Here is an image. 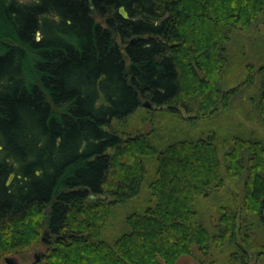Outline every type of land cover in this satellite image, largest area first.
Listing matches in <instances>:
<instances>
[{"label":"trees","instance_id":"trees-1","mask_svg":"<svg viewBox=\"0 0 264 264\" xmlns=\"http://www.w3.org/2000/svg\"><path fill=\"white\" fill-rule=\"evenodd\" d=\"M260 18L264 0H0V258L47 231L31 264H176L195 250L203 264L226 240L233 261L250 264L249 216L264 226L263 137L224 145L208 133L158 147L115 124L142 105L182 108L187 121L216 113L240 87L222 88L231 34ZM255 79L249 99L264 130V63L240 84ZM225 173L241 179V195L218 204L211 227L203 200ZM143 186L152 203L128 213L113 241L101 238Z\"/></svg>","mask_w":264,"mask_h":264},{"label":"rangeland","instance_id":"rangeland-1","mask_svg":"<svg viewBox=\"0 0 264 264\" xmlns=\"http://www.w3.org/2000/svg\"><path fill=\"white\" fill-rule=\"evenodd\" d=\"M231 35V40L228 44L229 65L223 75L222 88L228 89L239 85L240 87L237 94L232 96L226 104L223 105L221 103L219 109L217 107L219 111L217 110L216 113H212L210 110L203 111L200 115L198 114V118L195 120L187 121L188 119L185 117H188V114L182 108L177 110L180 112L172 113L166 110L165 107L152 105L148 110L142 105L128 117V120L115 124L116 128L122 133L136 131L147 133V137L158 147H163L171 140L182 136L193 138L208 133L217 134L218 138H222L224 145L229 144L232 135L248 137L253 134L264 139V130L260 127L259 119H257V113L255 112L257 111L255 102L253 104L249 99L258 88L257 80L255 79L254 84L242 85L245 76L249 73L251 76L253 73L255 74L258 66L264 63V18L257 19L248 29L233 31ZM145 101L147 100L145 99L143 102ZM191 105V111H202L199 107L197 109L196 105ZM149 160L148 179L153 176L154 169V159L151 158ZM225 181V187L203 200L202 218L211 227H214L213 225L217 222L218 204L230 203L235 205L233 203H236L241 195V179L231 178L226 175ZM151 203L149 190L146 186H143L136 197L125 204L117 205L113 209L112 215L102 229L101 238L113 241L125 228L126 215L132 211H140ZM249 217L254 222L253 235L250 242V253L252 256L250 264H264V252L260 256V252L264 251V226L254 216ZM45 237L47 238V236ZM236 237L239 243V235H236ZM46 247V243L39 242L29 249L5 254L0 258V264H6L4 257L9 255L16 257L19 264H31L34 261L36 252L43 255L42 253H45ZM234 250H236V247L226 240L222 247L213 248L211 256L207 257V261H204L203 264H236L233 261L234 257L231 256ZM200 259H202L201 254L198 250H195L192 256H180L176 264H199Z\"/></svg>","mask_w":264,"mask_h":264},{"label":"water","instance_id":"water-1","mask_svg":"<svg viewBox=\"0 0 264 264\" xmlns=\"http://www.w3.org/2000/svg\"><path fill=\"white\" fill-rule=\"evenodd\" d=\"M119 13H120V15L123 17V18H128V13H127V11L125 10V8L123 7V6H120L119 7ZM104 78V76H101V80ZM145 105H149V103L148 102H145L144 103ZM14 177V173H10V175H9V177H8V179H7V184H9L10 183V180L12 179ZM48 235V232L47 231H44V233H43V236H42V238H41V240L44 242V243H49V240L45 237V236H47ZM37 260H39L40 259V255L38 254H36V257H35ZM4 261H5V263L6 264H18V260H17V258L16 257H14V256H11V255H9V256H5L4 257Z\"/></svg>","mask_w":264,"mask_h":264},{"label":"flooded vegetation","instance_id":"flooded-vegetation-1","mask_svg":"<svg viewBox=\"0 0 264 264\" xmlns=\"http://www.w3.org/2000/svg\"><path fill=\"white\" fill-rule=\"evenodd\" d=\"M48 240H49V239H48ZM36 254L38 255L39 253L36 252ZM36 254L34 255V257H36ZM39 255H41V254H39ZM18 264H19V262H18Z\"/></svg>","mask_w":264,"mask_h":264}]
</instances>
